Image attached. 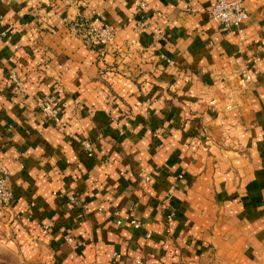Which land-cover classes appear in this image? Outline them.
I'll return each instance as SVG.
<instances>
[{
	"label": "crops",
	"instance_id": "0c3cea01",
	"mask_svg": "<svg viewBox=\"0 0 264 264\" xmlns=\"http://www.w3.org/2000/svg\"><path fill=\"white\" fill-rule=\"evenodd\" d=\"M216 1L0 0V150L14 192L8 215L27 254L182 264L197 259L210 229L215 243L258 246L264 259V0H246L242 47L209 15ZM95 18L116 30L113 43H92L86 21ZM44 96L63 124L42 112Z\"/></svg>",
	"mask_w": 264,
	"mask_h": 264
},
{
	"label": "built area",
	"instance_id": "2783aa9c",
	"mask_svg": "<svg viewBox=\"0 0 264 264\" xmlns=\"http://www.w3.org/2000/svg\"><path fill=\"white\" fill-rule=\"evenodd\" d=\"M246 0H217L212 9L208 10L211 18L219 25H223L225 27L231 28L236 31L238 36V45L242 47L247 39V28L246 22L250 17V14L246 8ZM146 8V3L141 4V9ZM86 31L89 38L98 45H109L114 42L116 38V30L110 25L98 24V19H92L86 21ZM147 26V22L143 19L138 20L136 28L138 30L144 29ZM259 57L257 56L256 59ZM242 78L245 82H249L253 79V74L249 70L248 66L244 67L241 71ZM14 82L19 85L21 84L18 77H16L15 73L11 74ZM213 105L216 104V99L211 101ZM38 106L41 108L42 112L48 117L49 120L53 121L57 124H63L62 119L60 117L59 109L56 106L54 97H42L38 101ZM228 108L233 107L232 101L227 105ZM81 148L85 151L89 156H94V147L92 142L89 139L83 140L81 142ZM142 178L147 182L150 181V176L148 174L142 173ZM182 178V175H178L175 177V180ZM176 184H173L171 187L169 194L173 193ZM14 197L13 188L10 184V175L7 171L6 166L4 165L1 150H0V208L6 210L7 213H11L12 210V199ZM68 200L70 203L76 202V196L73 194H68ZM165 205V204H164ZM120 214L119 211H116V215ZM174 218V211H171L167 215V222L171 223ZM131 225L135 229H140L144 226V223L139 219L133 217L130 221ZM117 224H122V219H117ZM54 226L53 222L44 224L41 229L44 233L49 232L50 228ZM150 236V235H149ZM65 241L73 248L78 249L81 245V242L78 238H76L71 232L65 234ZM119 256V255H117ZM136 264H146L143 258H139L136 261ZM156 264H167L164 259H161Z\"/></svg>",
	"mask_w": 264,
	"mask_h": 264
},
{
	"label": "rangeland",
	"instance_id": "374dc122",
	"mask_svg": "<svg viewBox=\"0 0 264 264\" xmlns=\"http://www.w3.org/2000/svg\"><path fill=\"white\" fill-rule=\"evenodd\" d=\"M92 43L94 42L92 41ZM95 45L102 47V45ZM213 99L216 98L208 100L210 106H215L218 104V101L216 99V104L213 105L211 103ZM228 104H224L225 109H231L227 107ZM171 197L172 194L170 195L169 193H167L165 198H163L162 203L166 205V203L172 199ZM12 223L13 221L11 220L10 215H8L6 210L1 209L0 264H55V260L53 258L51 260V258L46 256V253L44 251L39 252L40 250L38 251V248L35 249V247L30 246V254H27L26 249H28V247L23 246V244L19 242V239L17 237L18 233L13 230ZM169 233L170 232H168V234ZM204 234L205 235L203 239H206L204 240L206 246L203 245L204 247L201 246V248H198L196 250L197 259L188 260L186 259L187 257H184L182 259V264H264V259H260L259 257V250L261 249L258 246L232 247L231 245H228L227 242L223 245L220 243L217 244L212 237L214 235L212 234V231L210 229L208 231H204ZM34 250L38 251V256H36ZM231 250H233V256L228 255Z\"/></svg>",
	"mask_w": 264,
	"mask_h": 264
}]
</instances>
